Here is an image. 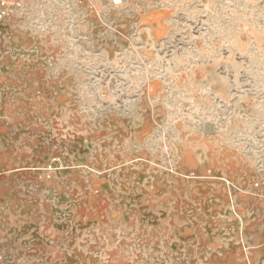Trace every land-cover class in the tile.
<instances>
[{"label":"rangeland","instance_id":"obj_1","mask_svg":"<svg viewBox=\"0 0 264 264\" xmlns=\"http://www.w3.org/2000/svg\"><path fill=\"white\" fill-rule=\"evenodd\" d=\"M0 264H264V0H0Z\"/></svg>","mask_w":264,"mask_h":264}]
</instances>
